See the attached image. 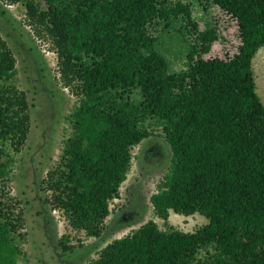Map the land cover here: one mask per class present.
<instances>
[{"label": "trees", "instance_id": "16d2710c", "mask_svg": "<svg viewBox=\"0 0 264 264\" xmlns=\"http://www.w3.org/2000/svg\"><path fill=\"white\" fill-rule=\"evenodd\" d=\"M8 1L24 5L28 24L51 40L60 80L78 98L60 159L42 180L51 206L72 228L100 236L151 120L170 153L150 196L155 215L208 219L193 232L160 230L148 220L90 264H264V104L252 68L264 45V0H212L238 26L240 45L226 59L204 57L217 29L199 30L179 1L44 0L43 8L37 0ZM179 16L193 43L187 67L170 72L150 27ZM15 62L0 35V185L30 128L26 94L8 83ZM152 148L161 154L160 145ZM20 215L0 200V264H18Z\"/></svg>", "mask_w": 264, "mask_h": 264}, {"label": "rangeland", "instance_id": "374dc122", "mask_svg": "<svg viewBox=\"0 0 264 264\" xmlns=\"http://www.w3.org/2000/svg\"><path fill=\"white\" fill-rule=\"evenodd\" d=\"M175 1L189 5L199 30L217 29L218 39L205 58L226 59L237 52L240 39L234 18L212 0H172ZM37 3L45 7L44 0ZM150 30L157 37L156 48L166 59L169 71L185 69L186 54L193 43L186 19L173 17L167 23L157 19ZM0 35L16 59L15 74L8 83L25 92L30 107L27 138L20 151L13 153L10 172L0 185V200L13 204L15 214L21 212L13 236L20 249L18 264H90L112 240L130 234L148 220L152 219L160 230L171 226L185 232H193L208 222L199 213L169 211L167 220L155 215L150 196L166 171L170 153L163 143L161 128L149 120L151 134L131 150L129 171L119 187V197L110 202L101 235L90 236L72 228L63 213L51 206V192L43 190L42 180L60 159L71 132L68 115L78 98L60 80L56 49L46 34H38L28 24L24 5L0 0ZM252 68L255 90L264 104V45L252 58ZM131 97L138 101L139 92L135 90ZM154 145H160V155L151 152Z\"/></svg>", "mask_w": 264, "mask_h": 264}]
</instances>
